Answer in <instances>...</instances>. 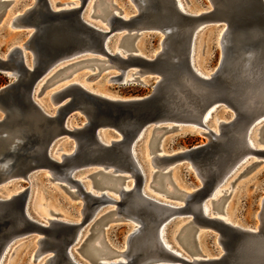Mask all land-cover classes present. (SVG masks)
<instances>
[{"label":"water","instance_id":"water-1","mask_svg":"<svg viewBox=\"0 0 264 264\" xmlns=\"http://www.w3.org/2000/svg\"><path fill=\"white\" fill-rule=\"evenodd\" d=\"M14 1L0 0V22L12 30L25 32L26 38L0 51V73L13 79L0 87V186L16 180L30 181L34 172L44 170L50 173L53 181L79 199L80 195H75L69 186L77 185L83 197V201L79 199L83 204V217L78 222L80 218L71 220L52 215L55 219L47 226L46 219L41 220L29 211V187L9 198L0 195V254L8 243L11 247L30 236H34L35 242L42 233L46 238L40 253L47 252L42 260L55 254V264H71L68 248L73 252L79 243L75 242L79 230L85 224L86 228L103 209L109 208L82 248L85 258L97 264L94 254L86 249L88 242L110 221L126 222L130 229L135 222L122 213L114 216L115 209L109 204L119 206L122 203L106 194L101 198L88 192L76 174L92 171V185L100 190L97 174L104 177L116 172L117 177H126V184L130 179L125 172L134 173V188L125 195L132 197L128 200L137 201L132 208L144 223H159L166 207L148 198L143 202L138 196L143 181L138 164L144 168V162L138 156L137 144L149 129L154 132L194 127L208 138L205 145L167 152L158 142L159 135L154 133L150 142L151 152L162 155L159 156L162 163L173 164L170 172L179 164H187L207 178L203 183L197 178L199 185L188 195L185 205L178 208L184 217L176 215L167 224L168 227L180 219L194 218L192 232L183 235L186 246L181 247L176 239L170 240L166 234L168 241L181 250L186 257L181 258L185 264H264V195L257 212L262 220L259 231L239 223L235 226L212 216L211 211L208 214L200 212L216 177L233 158L251 151L257 156L253 162L264 161V148L248 147L244 135L249 124L264 116V0H208V6L200 10L188 9L184 3L181 9L177 0H135L142 6L138 14L126 19L123 12L133 14L134 7L132 11L118 8L107 26L86 19L87 0H81L80 6L68 7L51 0H32L19 11L12 10ZM109 2L107 9L111 5L114 7ZM209 27L217 29L220 47L219 61L213 70L218 73L216 96L222 100L217 109L223 107L236 114L235 119L224 124L225 137L213 141V131L201 122L202 114L210 105L208 98L199 92L207 79L198 74L191 63L192 48L196 50L199 34ZM145 33L159 35L158 47L151 54H145L136 46L137 39ZM114 38L116 41L121 38L128 47L121 49L118 44L120 53L113 52L109 44ZM249 50L255 52L253 64L239 76L238 71L242 69H236L234 59ZM106 60L110 61V66L104 65ZM81 61L92 62L88 67H96L98 74L114 68L115 71L107 76L108 85H125L136 82L137 78L151 77L155 80L153 90L146 96L122 97L105 88L90 87V77H87L84 80L88 86L72 82L53 92L46 103L50 109L52 107L48 111L40 99L47 77L54 70L55 74L66 71ZM100 61L103 62L95 63ZM223 66L225 74L220 76ZM138 70L139 74L134 73ZM76 72L77 69H72L65 73L49 88ZM127 72L132 79L125 83ZM75 115H80L82 120L72 123ZM259 125L263 134L259 135L257 143L264 144V118L253 129ZM104 136L111 138L110 144L105 143ZM64 138L72 142L67 150L74 146L75 149L59 160L57 155L63 150H55V145ZM192 166L190 169L194 172ZM99 206L102 207L95 216ZM221 213H226L224 207ZM205 232L216 235L219 252L210 258L202 257L196 263L189 262L187 258L192 255H206L198 246L199 234Z\"/></svg>","mask_w":264,"mask_h":264},{"label":"rangeland","instance_id":"rangeland-1","mask_svg":"<svg viewBox=\"0 0 264 264\" xmlns=\"http://www.w3.org/2000/svg\"><path fill=\"white\" fill-rule=\"evenodd\" d=\"M73 1L76 2V4L80 3L79 0H51L52 3H58L61 6H63L62 4L65 5L67 2L69 3ZM107 1H110L109 3L114 4V7L112 5L110 7H113L112 9L115 10L117 8H121L125 11H132L134 7L130 0H106V2ZM182 1L184 5L191 10H200L208 6V0ZM31 2L32 0H15L12 5V10H22ZM99 2L100 0H90L85 16L86 19H94L97 23L102 25L104 22L101 18L97 17V14L102 7L100 6ZM135 12L136 9L134 7L133 13ZM123 13L125 15L131 14L130 12ZM25 38V32L12 30L3 21L0 22V51L4 52L9 46L21 43ZM118 44L119 39L116 41V38H114L109 44L110 49L113 52H116ZM158 44L159 35L154 33H145L141 35L136 41V46L145 54H151L158 47ZM219 57L220 47L217 43V29L215 27L206 28L201 34H199L197 39L195 55L193 57L194 66L197 70H199V72H202L203 74L212 73L218 64ZM90 64L91 63L82 62L71 69H67L66 71L70 72L72 69H77V72L70 78L71 80L76 78L77 80L84 82L85 78L90 77V82L88 83L90 87L95 89L105 88L122 97L146 96L153 90L155 80L151 77L137 78L136 82L127 83L125 85H108L106 82L107 76L115 71L114 68L110 67L108 70L98 74V69L96 67H88ZM66 71L62 70L55 74L56 71L54 70L47 77L48 80L44 85L40 99L44 105H46L48 111H51L52 109V107L50 109L46 104L48 102L49 95L56 88L67 82H63L53 88H49V85L54 80L56 81L62 75H64ZM4 76L7 77L6 75ZM49 77H51V79H49ZM128 78L129 80L132 79L131 73H128ZM7 79L8 83L13 80L11 77H7ZM232 117L233 113L231 114L229 110L221 107L213 113L207 125L210 129L218 131L220 122L229 121L232 119ZM81 120L82 117L80 115H75L72 117L71 122L78 123ZM260 127V125L257 126L251 134V139L258 148L263 147L262 144L257 143L260 132L263 134V129L259 131ZM200 131L201 130H197V128L170 131L156 130L154 132L152 129H149L145 133L142 140H140L137 144V153L142 162H144V168L147 174L145 191L163 201L181 204V202L175 200L176 198L174 195H172L173 190H175L178 194L180 191L191 192V189L199 185V181L197 179L198 177H196V174L190 169L191 166L189 167L187 164H179L168 174V177L166 178L165 184L171 192L169 198L163 196L159 190H155V192L153 190L154 188L151 189V186L153 187L154 184L153 173L156 171V169H154L149 162L150 156H148V152L153 133L154 135H159L158 142L165 151L175 152L195 146L205 145L208 142V138L203 136ZM103 138H105L106 143L111 140V138L107 136H104ZM71 145V140L64 138L56 143L55 150L58 148L63 150L58 154L63 152H71L75 147L74 146L70 150H67L71 147ZM249 157H252L253 159L241 166L237 172H235L230 178H228V180L225 181V184L220 186L217 197H224L223 205L226 212L224 216L234 222L241 224L242 226L255 228L258 223L257 212L259 210L261 198L264 195V161L253 162L255 161V158L253 156ZM91 172L92 171L90 170H83L76 174V178L83 179V183L87 188L92 184L91 177L87 178ZM48 173L44 170H38L30 176V181L16 180L3 184L0 186V195H5V197H8L12 192L24 190L29 187V211L33 216L40 218L41 220H43L41 216L49 217L50 215L71 220H77L80 218L79 220H81V208L83 206L81 200L67 191L62 184L53 181L49 175L50 173ZM127 175L129 176V174ZM129 179L130 182L126 183L127 187L130 185L132 186L134 181L131 177H129ZM223 191H225V194ZM109 194L113 195L112 192ZM207 206L212 209L211 201L207 203ZM107 210H109V208L103 209L100 214L97 215L96 219L85 228L82 233V239L79 240V243L73 248L72 254L78 262H82L81 264H91L89 260L85 258L82 248L85 246L86 238L91 235L98 227L100 217L104 215ZM211 213V215H213V212ZM187 221L188 220L186 219H180L177 222L169 224L166 232L167 237L170 240L175 239V235L177 232H179L181 226ZM129 229L130 225L123 221H110L106 223L102 227L100 234H97L99 235L98 237L102 242L103 250L110 253L117 252L115 256L121 251H124L126 248V240ZM36 240L37 238L34 242V236H30L16 241L5 253V257L1 260V264H45V259H41L39 262H34L33 255L36 249ZM181 243L184 244L183 241ZM198 246L200 250L206 253L208 256L219 252L216 235L212 232L200 233L198 237ZM116 259H118V257H115L110 261H116Z\"/></svg>","mask_w":264,"mask_h":264},{"label":"bare ground","instance_id":"bare-ground-1","mask_svg":"<svg viewBox=\"0 0 264 264\" xmlns=\"http://www.w3.org/2000/svg\"><path fill=\"white\" fill-rule=\"evenodd\" d=\"M132 2V4L134 5L136 12L135 13H131V14H127L125 15L123 13V17H125L126 19L130 18L132 15H136L140 12L142 6H139V4L135 1V0H130ZM80 3L76 4V2L71 3H66L63 6H80L81 5V0H79ZM90 0H87L86 2V6H85V11L87 9V6L89 4ZM101 9L99 11V13L97 14L98 18H101L102 21L104 22L105 26L109 25V19L110 16L112 14H116L118 12V8L115 9H107V5L108 3L106 2V0H100L99 2ZM177 4L178 6L183 9L184 5L182 0H177ZM113 8V7H112ZM96 13V12H95ZM222 32V31H221ZM221 36V35H220ZM119 44L121 45V49L123 47H128L127 43H124L123 41H121V38L119 39ZM120 53V49L117 48V51ZM255 52L253 50H249V51H243L242 53L238 54L236 56V58L234 59V65L236 67V69L238 68L239 70L242 69V72H239L241 76V74L243 72H245L246 70H248L254 61V57H255ZM194 55H195V48L193 46L192 51H191V63L195 69V71L200 74L201 76H203L204 78H206L207 80L204 82V87L199 89V92L204 95L205 98H208V102H210L208 108L204 111V113L202 114L201 117V122L205 123L206 127L208 129H210L207 125L208 121L210 120V118L212 117L213 113L217 110V106L219 104H221L222 100H220L218 98L216 89H215V77L217 76L218 73H209V74H203L202 72H199V70H197L194 66ZM82 62H86V61H81L79 62V64H81ZM103 61L100 62H95V63H101ZM92 63V62H91ZM105 66H110V61L106 60L105 62H103ZM109 63V64H108ZM112 63V62H111ZM78 64V65H79ZM114 65V63L112 64ZM225 66V65H224ZM222 67V70L220 71V76L224 75V70L225 67ZM139 70L135 71L134 73L139 74ZM235 72V71H234ZM67 73V71H66ZM216 74V75H214ZM225 76H223L224 78ZM71 77H67L64 78L62 81H60L59 83H57L54 87L58 86L59 84L63 83V82H67L61 86H59L58 88H56L53 92H55L56 90H58L61 87H64L72 82H80L81 84L88 86L86 81H79L76 78L75 79H70ZM71 80V81H69ZM55 81V80H54ZM125 83L127 81H129L128 78V72L125 75L124 78ZM52 92V93H53ZM52 93L49 95V97H51ZM217 104V105H216ZM236 118V114L233 112V117L232 119ZM264 118V116H261L259 118H257L256 120H254V122L252 124H249L246 128V131H244V135H245V141L248 147L253 148V149H257L258 147L255 145L254 141H252L251 139V134L253 132V127L255 126L256 123H260V121ZM195 119V118H193ZM229 121H222L219 124V130L218 131H213V134L211 135V140H221L223 139L224 133V124L228 123ZM194 128V127H193ZM261 130V127L259 128V131ZM158 131V130H157ZM201 134H203L202 130L200 131ZM261 134V132H260ZM259 134V135H260ZM141 137V135L139 136V138ZM106 143V142H105ZM106 144H110V140L108 143ZM133 145L132 144V150H133V154L135 155L136 152H134L133 149ZM264 148V144H262ZM75 149V147H74ZM74 149L72 151H74ZM71 151V152H72ZM71 152H63L58 154V158L59 160H63V154H70ZM256 154L250 152H245L242 153L240 155H238V157L236 156L235 158H233L231 160V162H229V164L219 173V175L216 177L214 183H213V187H212V191L209 195V197L207 198L208 201H203L202 205L200 207V212L202 214H208L210 211L214 213H216L215 215L222 218L224 221L229 222L235 226H238L237 222H234L230 219H228L226 216H224V214L221 213V211L223 210V201H224V197H217V193L219 192V188L220 186H222L223 184H225V181L228 180V178H230L235 172L238 171V169L243 166L244 164H246L248 162V159L250 158L249 156H253L255 159H257V156H255ZM148 156H150L149 162L151 164V166L156 169V171L153 173V187L151 186V189L154 188L153 190H159L163 196H165L166 198H169V196L171 195L170 190L168 189V187L166 186L165 182H166V178L168 177V174L170 172L171 167L173 166L172 163H162L159 160V155L158 153H152L149 147V152H148ZM252 158V157H251ZM142 176H143V181H142V186H141V190L138 193V196H141V200L144 202V198H148L150 200L159 202L160 204H162V206L166 207V212H165V216L163 218V220H161V222L159 223H152V222H143L142 221V217L135 211L133 205L134 203L136 204L137 201L133 199H131L132 201L128 200L132 197H129L130 195H125L126 191L132 190L134 188L135 185V174L132 172H125L126 174H129V177H131L134 181H133V185L127 187L126 184L124 183V180L126 181L127 179H125L126 177H117V173L116 172H111L110 174L106 175V176H102L101 174H97L96 175V180H98V185H100L101 189L100 190H95L94 187L91 186L90 187H86L83 183V186L85 188V190H87L88 192L92 193L93 195H96L98 197H101L103 194H106L107 197H111L114 198L117 201H120L122 204L121 205H115V204H109L111 206L114 207L115 211H113L114 216L119 215L120 213L127 215L128 217H130L131 219H134L135 225L131 228L129 235L127 236V240H126V248L124 251H121L118 255L115 256V254L117 252H105L102 248V242L99 239V235L95 236L94 239H92L91 241L88 242V246L86 247L87 250H89L91 253L94 254V256L96 257L97 260V264H185L181 258H186L182 255V253L180 252L181 250L176 249L175 247H173L172 243L170 241H168V239L166 238V231H167V224L169 223L170 219H172L174 216L179 215L180 217H184V213L180 214V212L178 211V208H181L185 205V202L187 200V197L189 194H191V192H193V189H191V192H187V191H180L179 194L173 190L172 195H174V197L176 198L175 200H177L178 202H181V204H176L173 202H169V201H163L157 197L152 196L151 194H149L147 191H145V186H146V182H147V174L145 171V168H143L141 166V164H138ZM192 166V165H191ZM193 170L196 174V176L198 177L199 181L201 183H203V181L207 180V178L202 175L197 168L193 167ZM92 174V172H91ZM91 174H89V177L92 176ZM80 182H83V179H78ZM71 187L72 190L75 191V195H80L79 199H81L83 201V197L81 196L80 192L78 191L77 185L75 184H70L69 185ZM15 191L9 194V197H11L12 195H15L19 192ZM112 192L113 195H110L109 193ZM156 192V191H155ZM223 193L225 194V191H223ZM137 197V196H135ZM103 198V197H101ZM138 198V197H137ZM211 201V205H212V209L209 208V206H207V203ZM84 203V202H83ZM102 206H99L94 214H98V212L100 211ZM93 214V215H94ZM95 214V216H96ZM185 215H189V214H185ZM94 216V217H95ZM214 216V214L212 215ZM42 218L46 219V225L50 226L51 221L54 220L55 218L50 215L49 217L47 216H41ZM83 217V216H82ZM93 217V218H94ZM91 218V219H93ZM257 218H258V223L256 225V227L254 228L255 231H259L261 228V224H262V220H260L259 215L257 213ZM82 220V219H81ZM81 220H79L78 222H81ZM194 218L191 216L190 220H188L184 225L181 226L179 232H177V234L175 235V239L176 241L181 245V247H185V238L183 237V235L185 234H190L192 232V223H193ZM90 221V220H89ZM88 221V222H89ZM87 222V223H88ZM86 225V224H85ZM85 225L79 230L76 240L75 242H79V240L81 239L82 233L84 231ZM44 238H46V236L44 234H40L37 237L36 240V249H35V253L33 255L34 258V262H39V260L42 259L43 255H45L47 252H43V254L40 253V247L43 245L42 241L44 240ZM183 241V243L181 242ZM142 243V244H141ZM184 246H183V245ZM10 247V243H8L7 245L4 246L2 253L0 254V264H1V260L4 258L5 253L8 251ZM100 247V248H99ZM68 256L70 259V262H73L71 264H81L80 262H78L75 257L72 254L71 248H68ZM118 257V259L112 260L113 258ZM202 257H206V258H210L211 256L206 255H199V254H195L192 255L191 258H187V260L189 262H193L196 263L199 259H201ZM56 263V255L55 254H51L48 257L45 258V264H55Z\"/></svg>","mask_w":264,"mask_h":264},{"label":"trees","instance_id":"trees-1","mask_svg":"<svg viewBox=\"0 0 264 264\" xmlns=\"http://www.w3.org/2000/svg\"><path fill=\"white\" fill-rule=\"evenodd\" d=\"M7 83H8L7 77H5L3 74L0 73V87Z\"/></svg>","mask_w":264,"mask_h":264}]
</instances>
